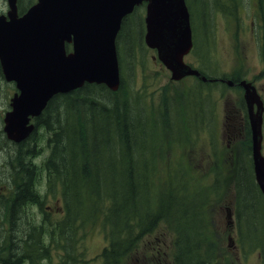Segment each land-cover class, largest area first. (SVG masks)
Wrapping results in <instances>:
<instances>
[{"label":"rangeland","instance_id":"1","mask_svg":"<svg viewBox=\"0 0 264 264\" xmlns=\"http://www.w3.org/2000/svg\"><path fill=\"white\" fill-rule=\"evenodd\" d=\"M1 10H6L5 0H0ZM137 13H143V9ZM193 16L199 24L196 8ZM210 16L211 34L200 37L196 49L202 54L200 64L194 51L185 57V62L197 67L201 65L206 74L219 75L226 81L237 76L247 79L257 87L264 102V0H214ZM198 33L201 35L200 31ZM119 50L123 59L124 84L114 95H106L105 104L110 107L109 103L115 100L131 113L148 115L144 123L147 122L146 128H150L151 135L156 138L153 143L145 140L149 155L144 154L141 160H147L145 163L151 165L154 188H166L174 172L177 179L183 180L179 197L195 200L201 207L200 214L207 232L205 246L209 245L208 264L244 262L243 254L229 248L231 242L237 243L238 240L236 228L226 227L225 212L226 207L235 205L236 159L250 158L246 122H241L239 136L229 147L225 137L227 112L231 108L241 109L243 92L223 84L200 85L189 78L171 81L169 72L151 59L153 52L141 45L137 26L133 23L129 28V43L125 48L121 45ZM130 62L131 70L128 68ZM12 95L11 84L0 80V113ZM203 112L207 117L202 121L200 113ZM41 131L37 129L38 134H42ZM262 132L264 152V122ZM5 144L0 143V147ZM39 152L36 162L42 164L49 148L41 144ZM15 169L14 160L5 159L0 165V259L6 255L7 248L28 241V224L40 223L47 228L42 237L46 252H28L27 244L23 243L27 258L22 259H27V263L17 264H103L101 249L107 241L102 213L95 203L85 199L78 205H90L92 217H86L82 223L76 220L73 224L59 225L65 214L63 195L59 185L47 183V177L43 175L38 181L42 196L40 205L28 207V201L22 200L12 220L9 206L16 185L13 182ZM184 199L179 202H187ZM188 205L191 220L195 210L190 202ZM108 207L109 203L101 202L102 211ZM150 230L136 242L122 264H173V230L163 222L153 223ZM250 255L243 264H254L256 256ZM88 257L94 258L92 263H84Z\"/></svg>","mask_w":264,"mask_h":264},{"label":"trees","instance_id":"2","mask_svg":"<svg viewBox=\"0 0 264 264\" xmlns=\"http://www.w3.org/2000/svg\"><path fill=\"white\" fill-rule=\"evenodd\" d=\"M185 1L191 15L193 47L197 49L200 37L211 27L210 10L214 0ZM32 2L18 0V10L25 11ZM194 8L197 9L199 24L193 16ZM135 14L136 26L142 32V17L139 24ZM132 17L122 22L117 48L121 45L125 48L129 43ZM118 61L121 70L123 59L119 55ZM129 64L131 70V62ZM123 84L121 73L117 92ZM115 93L102 85L85 84L78 90L57 95L49 101L35 120V131L14 151L12 160L17 162V167L13 180L16 184L14 198L10 206L12 220L15 208L22 200L28 201V207L40 205L42 196L36 181L43 175L47 177V183L56 182L63 195L65 214L59 225L73 224L76 220L82 223L86 217H92L90 205H78L79 201L85 199L95 203L102 213L107 240V246L102 251L103 264H122L136 242L151 231L153 223L159 222L168 225L175 233L173 264H206L203 258L205 251L203 254L201 252L205 233L199 205L193 200L198 216L190 222L188 203L179 202V199H184L179 197L183 180L177 179L174 172L166 188H154L151 165L145 163L147 160H141L144 154L149 155L145 140L153 143L156 138L151 135L150 128H146L147 122H143L147 121L148 115L143 117L131 113L130 109L115 100L113 104L109 103L112 105L109 107L105 104L106 95ZM39 128L42 134L37 133ZM41 144L49 148V153L42 164H37ZM26 175L29 183L24 181ZM257 192L251 166L240 165L235 182V210L240 240L249 252L264 249L260 244L264 239V199L258 197ZM101 202L109 203L106 211L101 210ZM259 209L260 214L255 212ZM71 211L76 213L72 215ZM46 232L47 228L40 223L28 224V252H46V244L42 242ZM0 264L17 262L8 256L0 260Z\"/></svg>","mask_w":264,"mask_h":264},{"label":"water","instance_id":"3","mask_svg":"<svg viewBox=\"0 0 264 264\" xmlns=\"http://www.w3.org/2000/svg\"><path fill=\"white\" fill-rule=\"evenodd\" d=\"M6 2L8 11L0 15V66L5 81L13 82L18 94L4 115L3 132L15 144L35 131L31 119L38 118L53 97L85 83L118 90L116 36L123 19L142 2H146L144 42L156 51L171 80L199 75L183 62L192 47L185 0H36L20 16L17 0ZM66 43L72 44L69 53ZM241 85L249 113L255 180L264 195V156L259 152L263 106L252 86Z\"/></svg>","mask_w":264,"mask_h":264},{"label":"flooded vegetation","instance_id":"4","mask_svg":"<svg viewBox=\"0 0 264 264\" xmlns=\"http://www.w3.org/2000/svg\"><path fill=\"white\" fill-rule=\"evenodd\" d=\"M4 11H1V13H3ZM140 18V17H139ZM144 34V33H143ZM153 59V57H152ZM154 60V59H153ZM194 68H196L198 70V68L194 65H192ZM199 71V70H198ZM0 76L1 79L2 78V73H1V69H0ZM189 79H191L192 82L194 83H202V84H224V85H228L227 81H224L222 79L219 78H214V77H210L209 81L207 82H202L200 80V77H195V76H189L187 77ZM209 78V77H208ZM242 80H246L243 79L241 76H237L236 78H234L233 80H231L232 85L230 86L231 88L235 89H239V91L241 90L240 87V83ZM2 81V80H1ZM248 82V81H247ZM12 88H13V94L15 93V88L14 85L11 84ZM257 89V88H256ZM258 94L260 95V93L258 92ZM261 96V95H260ZM240 105H241V109L240 110H235L233 108H231L226 115V124H225V137H226V146L229 147L232 143H235L236 138L239 136V129H240V124L245 116L247 115L246 112V108L244 105V101L243 99H241L240 101ZM9 110V102L6 103L5 107L2 109V113H0V128L2 126V115H4L7 111ZM207 117L206 113H200V119L203 121L205 120ZM7 143V145L5 144L3 147H0V165L2 163L5 162V159H9L12 160V158L14 157V151L16 150V146L13 143L9 142L3 132L2 129H0V143ZM261 153L264 155V152L262 151V145H261ZM28 158V157H27ZM251 159V158H250ZM7 162V161H6ZM28 162V160H27ZM236 163L239 165V160L236 159ZM27 177V175L25 176ZM260 197H262L261 193L258 191ZM227 208H230L231 212H232V217L230 218V212L227 210ZM226 211V220H227V224L226 227L231 229L233 227H235L237 229V219H236V214L234 212V209L231 207H226L225 208ZM27 244V248H28V241L26 242ZM26 246H21L19 244H14L12 246V248L8 250L9 256L10 258L16 260H19V263H27V259H25L23 261L22 258H27V256L25 255V249ZM104 246L102 247L101 251L103 250ZM229 248L234 250L235 253L240 254L242 253L241 247L239 245V243H234L231 242V244H229ZM250 256H256V261L254 262V264H264V256H262L260 254V252H254L253 254H251ZM244 262L248 261V255L243 257ZM94 260L93 257H88L86 259H84V263H92V261ZM244 262H241L240 264H243Z\"/></svg>","mask_w":264,"mask_h":264},{"label":"bare ground","instance_id":"5","mask_svg":"<svg viewBox=\"0 0 264 264\" xmlns=\"http://www.w3.org/2000/svg\"><path fill=\"white\" fill-rule=\"evenodd\" d=\"M105 93H106V92H105ZM102 94H103V93H102ZM112 104H113V103H112ZM118 105H119V104H118ZM120 107H121V106H120ZM134 113H135V112H134ZM138 114H139V113H138ZM141 121H142V120H141ZM131 122H132V121H131ZM143 122H144V121H143ZM63 140H64V139H63ZM52 143H53V142H52ZM134 149H135V148H134ZM102 165H103V164H102ZM27 173H28V172H27ZM29 175H30V174H29ZM31 175H32V174H31ZM31 177H32V176H31ZM28 180H29V179L26 177L24 181H25V182H28ZM32 180H33V179H32ZM34 181H35V180H34ZM38 181H39V180H38ZM38 181H36V182H38ZM23 183H24V182H23ZM23 183H22V184H23ZM28 183H29V182H28ZM32 183H33V182H32ZM34 184H35V183H34ZM30 186H31V185H30ZM33 186H35V185H33ZM31 187H32V186H31ZM31 187H30V188H31ZM27 188H28V187H27ZM31 190H32V189H31ZM28 191H29V189H28ZM34 191H35V190H34ZM33 193H34V192H33ZM75 197H76V196H75ZM76 211H77V210H76ZM76 211H71V214H72V215H73V213L75 214ZM14 217H15V216H14ZM70 217H71V216H70ZM117 220H118V219H117ZM11 223H12V222H11ZM29 236H30V235H29Z\"/></svg>","mask_w":264,"mask_h":264}]
</instances>
